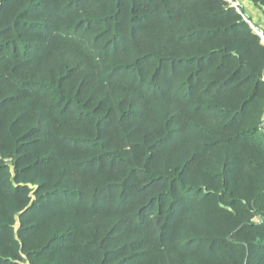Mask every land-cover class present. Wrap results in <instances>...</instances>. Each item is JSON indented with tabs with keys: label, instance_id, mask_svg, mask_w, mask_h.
I'll list each match as a JSON object with an SVG mask.
<instances>
[{
	"label": "trees",
	"instance_id": "16d2710c",
	"mask_svg": "<svg viewBox=\"0 0 264 264\" xmlns=\"http://www.w3.org/2000/svg\"><path fill=\"white\" fill-rule=\"evenodd\" d=\"M241 12L0 0V264H264V43Z\"/></svg>",
	"mask_w": 264,
	"mask_h": 264
},
{
	"label": "rangeland",
	"instance_id": "374dc122",
	"mask_svg": "<svg viewBox=\"0 0 264 264\" xmlns=\"http://www.w3.org/2000/svg\"><path fill=\"white\" fill-rule=\"evenodd\" d=\"M231 2V3H230ZM230 4H231V6L232 5H235L236 3H238V2H236V0H230ZM255 12H256V16H250V15H248V14H246V9L244 8V10H243V12H244V14L246 15V16H248V17H250V24L254 27V28H256L258 31L260 30V31H262L261 29H263L264 28V19H263V16H262V14H261V12H260V10L255 6ZM262 20H263V22H262ZM260 26L262 27V28H260ZM252 27V28H253ZM260 28V29H259ZM262 34H263V31H262ZM263 36H264V34H263Z\"/></svg>",
	"mask_w": 264,
	"mask_h": 264
},
{
	"label": "crops",
	"instance_id": "0c3cea01",
	"mask_svg": "<svg viewBox=\"0 0 264 264\" xmlns=\"http://www.w3.org/2000/svg\"><path fill=\"white\" fill-rule=\"evenodd\" d=\"M236 2H238V4L240 5V7L244 10V8L246 9V14L250 15V16H256V10H255V6L250 3L248 0H236ZM263 22V20H262ZM262 125H261V133L264 136V114L262 117Z\"/></svg>",
	"mask_w": 264,
	"mask_h": 264
},
{
	"label": "built area",
	"instance_id": "2783aa9c",
	"mask_svg": "<svg viewBox=\"0 0 264 264\" xmlns=\"http://www.w3.org/2000/svg\"><path fill=\"white\" fill-rule=\"evenodd\" d=\"M227 2H230V0H226ZM231 3V2H230ZM233 7H235L236 8V11L238 12V13H240V14H242V12H241V7H240V5L238 4V3H236L235 5H232ZM244 16V20H246L247 22H249L250 23V21L248 20V17L246 16V15H243ZM252 26V25H251ZM253 27V26H252ZM253 30H254V32L257 34V35H259V37L261 38V40H262V42L264 43V36H263V34H262V31H258L256 28H254L253 27Z\"/></svg>",
	"mask_w": 264,
	"mask_h": 264
}]
</instances>
